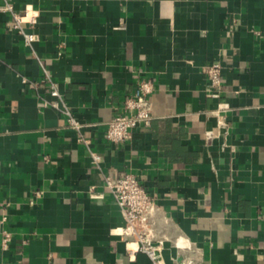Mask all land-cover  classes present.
I'll return each instance as SVG.
<instances>
[{"label":"crops","instance_id":"crops-1","mask_svg":"<svg viewBox=\"0 0 264 264\" xmlns=\"http://www.w3.org/2000/svg\"><path fill=\"white\" fill-rule=\"evenodd\" d=\"M9 1L40 15L33 52L0 10V264H153L120 234L125 221L105 188L115 169L137 175L159 206L165 264H264V0ZM35 55L93 125L83 131L100 168L45 105L54 98ZM214 61L219 99L203 72ZM140 77L156 85L151 126L109 143L108 122ZM221 104L228 127L218 128ZM92 186L102 198H90Z\"/></svg>","mask_w":264,"mask_h":264},{"label":"built area","instance_id":"built-area-1","mask_svg":"<svg viewBox=\"0 0 264 264\" xmlns=\"http://www.w3.org/2000/svg\"><path fill=\"white\" fill-rule=\"evenodd\" d=\"M0 10L11 15L13 29L22 36L25 46L34 52V44L39 40V36L33 30L38 24L39 11L26 9L24 12L19 13L15 11L9 0H0ZM230 28H234V25H230ZM36 58L44 70L42 82L48 85L49 94L54 98L51 102H45V105L53 107L66 118L69 129L77 133L78 140L87 146L92 165L100 168L103 158L99 153L91 149V141L84 135L83 131L87 125H93L81 122L74 115L57 83L52 80L47 69H45L44 62L37 56ZM222 70L223 66L219 61L211 62L203 68L212 90L210 95L215 99L220 98V89L223 84ZM23 81L26 83L28 80L24 78ZM32 82L35 86L40 83L38 81ZM155 88L154 80L149 77H140L133 87H129L123 102L122 111L108 122L105 139L109 143H126L132 139V131L134 129L149 128L151 126L153 120L151 95L154 93ZM227 110L228 105L221 104L218 110L212 112L217 117L218 128L228 127V119L225 115ZM214 137L216 136L213 130L206 133L207 141L212 140ZM105 188L112 194L125 221L124 226L120 229V234L129 240L135 241L138 244L137 250L147 254L153 264H165L161 255L164 241L155 239V226L160 208L154 197L142 185L139 177L128 171L115 169L112 173L105 176ZM36 195H40V193L37 192ZM89 196L92 199L103 197L102 194L98 193L95 186L89 189ZM3 206L4 203L0 201V207ZM5 222L6 218L4 217L3 223ZM1 236V248L5 251L12 241V235L7 229L3 228ZM173 264L206 263L195 256H183L180 259H176Z\"/></svg>","mask_w":264,"mask_h":264}]
</instances>
